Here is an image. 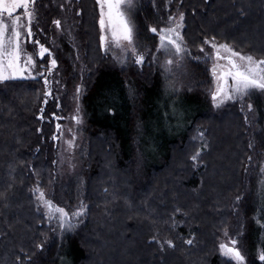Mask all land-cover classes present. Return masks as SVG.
<instances>
[{"label": "trees", "instance_id": "obj_1", "mask_svg": "<svg viewBox=\"0 0 264 264\" xmlns=\"http://www.w3.org/2000/svg\"><path fill=\"white\" fill-rule=\"evenodd\" d=\"M48 2H36L43 8V23L52 26L54 19L68 16L72 25L71 38L57 39L69 53L68 58L61 53L58 60L63 84L72 89L85 82L80 95L87 143L80 160L86 220L62 242H48L50 227L33 189L39 185L46 193L54 178L55 149L49 137L55 123L53 101L43 105L41 79L1 81L0 264H234L222 261L218 243L234 220L232 197L250 182L244 173L249 156L264 151L259 140L264 137V91L245 97L250 111L229 103L213 112L201 87L210 83L208 63L191 60L196 81L203 83L184 89L185 101H173L183 114L179 121L169 110L174 96L161 89L156 75L139 71L136 77L109 64L99 43L96 0H71L73 7L64 19L53 1L46 7ZM257 5L264 12V0H134L130 17L136 41L153 51L158 36L150 26L166 27L168 17L183 11L185 42L199 56L205 38L238 45L236 40L249 29L241 11ZM212 21L216 23L210 25ZM247 43L264 57V44ZM200 146H206L201 155ZM138 153L144 156L143 180ZM170 182L177 189L167 195ZM66 186L62 198L71 201L78 182L73 178ZM260 192L253 202L260 219L254 225L251 217L249 232L254 241L260 236L264 250V187ZM48 195L54 205L65 206ZM251 195L243 198V215ZM168 239L173 246L161 248ZM248 264L264 262L251 254Z\"/></svg>", "mask_w": 264, "mask_h": 264}, {"label": "rangeland", "instance_id": "obj_2", "mask_svg": "<svg viewBox=\"0 0 264 264\" xmlns=\"http://www.w3.org/2000/svg\"><path fill=\"white\" fill-rule=\"evenodd\" d=\"M51 4L53 1V5L58 8V14L60 17H63L67 15L66 11L69 9L71 10V7H73V4H71V0H50ZM37 0H34V9H35V16L32 21V30L33 35L32 37L26 36V25L27 20L26 18L23 19V24L25 25V28L22 29V35L20 37L21 46L24 49V52L26 54H31L35 60V75L33 77H24V78H16L17 80H34V79H41L43 82L44 87V77L46 76L50 81V88L52 89L51 95L45 97L44 93L46 91L45 87L43 91H39V94L41 96V101L43 105H47V102L50 104L53 101L54 111L55 115L54 117V129L53 132L50 134L51 143L54 147L55 151V161H54V175H53V182L51 185V188L49 191L46 192V198L48 199L49 195L52 194L55 195V197L58 198V201L60 203H65L64 208L67 211L75 212L77 208H79L81 205L84 206V211L78 215L72 218L73 227L68 228L65 227L64 229H61L59 226V223L57 219L55 218H49L45 215V207L40 204L37 200L38 193L33 192V196L35 198L37 208L41 213H43L46 223L50 227V236L48 239V242H62L65 240L70 234H74L78 228H80L85 220H86V213H87V206L83 202V193H82V186L84 182V174H83V166L82 162L80 160L81 152L84 149L86 143H87V136L85 133V121H84V105L81 101L82 96L80 95L81 89H83V81H80V84L76 85L72 89H66V85L63 84L64 80L62 79V76L59 74L60 72V66L58 65V60L61 53L65 55L66 58H68L69 53L68 50L64 51L63 45L61 43V40L57 41V39L62 35L64 38L73 36L71 34L72 25L68 22V19L66 16V20L60 19H54V20H60L61 21V27H56L55 24H53V21H51L52 26H48L44 22L43 18V8L41 6H38V3L36 5ZM98 13L99 12V4L96 0ZM51 4L48 2L46 4V7ZM70 6V7H69ZM246 8V7H245ZM243 9L241 12L243 13V16L246 18H242L243 21L248 22L249 29L247 30L245 28V34L242 35L243 38H238L236 41V44L230 43L228 41H221L215 39L216 43H227L231 47H233L236 51L241 52L244 55H252L255 58H264L262 56L256 55L250 48L249 43L246 45L245 42H252L255 43L254 45L256 47H260L261 44H264V12L260 13L258 5L257 8L254 7L253 9ZM263 8V7H260ZM127 10V9H126ZM247 10V11H245ZM264 11V10H263ZM180 12L183 11H175L171 16L176 17ZM245 12V13H244ZM237 13V11H236ZM131 14V10H130ZM258 15V19L254 21V18L256 15ZM14 15H19L23 17V9H18ZM254 15V17H253ZM242 16V15H241ZM6 23H11L9 20L8 14L4 13L3 16ZM253 18V19H252ZM251 19V20H250ZM254 21V22H253ZM175 21H169V17L167 19V25L166 27H170L172 23ZM258 22L257 26H252L253 23ZM216 21H212L211 24H215ZM98 26H99V18H98ZM241 28V27H240ZM135 29V27H134ZM183 28L180 29V31L183 34ZM247 30V31H246ZM99 32L101 34L100 26H99ZM11 33L9 32L8 35ZM99 34V37H100ZM157 35V34H156ZM66 36V37H65ZM133 37H135V30L133 33ZM245 40L247 41H244ZM209 39V38H208ZM211 40V39H209ZM35 41H39L40 43L44 44L46 48L49 49V52L45 54L44 57L39 56V44L35 43ZM158 41V40H157ZM100 43V40H99ZM107 47L101 48L105 56L107 57L109 64L113 65L114 67H120L124 68L125 70L128 69L127 72H132L136 77V73L139 71H143L145 75L149 73L150 76L156 75L161 81L163 86L161 89H168V93L170 95H173V100L170 105V111L173 110V114L176 115V118L180 121L182 117V113L179 108H176L174 106L173 101L175 102H183L185 101L183 98V91L184 89H191L190 87L193 85L196 81V77L194 76V72L191 71V60L195 61H206L208 63L207 70L208 75L210 78V83L208 84H202L203 81H198V83L201 82L202 88L207 90V97L209 100L208 106L213 112H219L222 108H224L229 103H236L240 106L241 110L248 109L250 111L249 105H247L245 101V97L248 95H253L258 93L261 90L254 89L249 94L243 96V97H237L235 100H228L225 101L224 104L220 105L219 107H216L212 103L211 98V92L215 88V80L212 75V66L216 62L214 52L211 49L210 44L203 45V51L198 55H193L190 53V49L185 43L186 52L184 53V58L182 61V64L179 67L173 66L172 70L168 73H165L162 64L166 60V55L162 51L157 50V45L153 51H151L150 48H148L145 45H139V43L134 38L135 46L137 47V50L145 55V61L142 64H137L135 62V58L131 52L130 46L128 45L127 41H122L123 45L125 47H128V52L125 54L121 47L117 46L115 42L112 41L110 33L108 34L107 38ZM241 43V45H240ZM158 44V43H157ZM101 47V46H100ZM245 47V48H243ZM256 49V48H255ZM201 50V47H200ZM257 50V49H256ZM154 56L156 57L154 59ZM207 56V57H206ZM55 58L57 60L56 67L52 70V72H47L46 69L51 67L49 64V61L51 59ZM221 64L225 63L224 61H220ZM157 73V74H156ZM195 79V80H194ZM200 79V78H199ZM8 80H15V79H8ZM1 82V81H0ZM194 82V83H193ZM79 89V91H77ZM183 89V90H182ZM133 92V91H132ZM188 93H190L188 91ZM46 101V102H45ZM45 103V104H44ZM52 105V104H51ZM59 105V107H57ZM174 108V109H173ZM259 115V114H258ZM73 116H79L80 121L77 123L75 120L72 119ZM252 117H256L255 115H252ZM259 117V116H258ZM257 117V119H259ZM150 118V117H149ZM263 119H259L258 122L261 124ZM178 121V123H179ZM60 124V129L58 130L56 125ZM224 129V128H223ZM220 131V130H219ZM139 139V136H137ZM195 137V136H193ZM192 137V138H193ZM73 140V146H69L67 143L68 140ZM194 140V138H193ZM259 140H262L264 143V137L260 136ZM214 141V140H213ZM254 141H257V139H254ZM258 145V142H256V147ZM260 146V145H258ZM206 150V146H200L197 149V154L201 155L203 151ZM264 150V147H263ZM187 153L190 151L188 148L186 149ZM190 155H195L192 153H189ZM138 169L141 174L142 180H143V158L144 156L138 153ZM249 162L246 165V169L244 173H246V179L250 177V182L244 191L238 195L240 197L239 200L236 199L237 196H233V204L232 209L234 212V220L228 225L226 229H224V235L220 239L218 243V252L220 254V258H222L223 262L224 260H230V258H226L223 256L219 249L220 243H230L231 239L237 240V246L240 248L242 254L245 256V262L244 264H248V257L253 254L255 257L259 260V253L263 250L262 244L260 243V236H258V240L254 241L252 240L251 233L249 232L250 224H251V217L253 218V224L256 225V220L260 219V211L257 209V207L253 204L255 198L257 200L260 199V194L264 187V151L260 153L254 152V154L249 156ZM180 170L183 169V164L179 167ZM73 178L76 179L78 182V186H76V193L72 195L71 201H67L68 199L64 200L62 198V195L67 191L68 187L66 186L67 183L73 182ZM162 183V182H161ZM174 184L172 182L168 183V188L165 191V194L172 195L174 193V190L177 189L176 186L172 189ZM80 186V189H78ZM255 191V192H254ZM249 193L253 194L252 200L248 202L249 207L254 208V210L249 211V207H247L248 211L246 210L245 215L242 214V207L244 206V199L247 198ZM260 193V194H259ZM67 198V197H66ZM69 202V203H68ZM64 205V204H63ZM63 207V206H61ZM256 207V208H255ZM245 216V217H243ZM264 225V223H261ZM225 233L228 235L226 236ZM234 263V262H233Z\"/></svg>", "mask_w": 264, "mask_h": 264}, {"label": "snow or ice", "instance_id": "obj_3", "mask_svg": "<svg viewBox=\"0 0 264 264\" xmlns=\"http://www.w3.org/2000/svg\"><path fill=\"white\" fill-rule=\"evenodd\" d=\"M99 4V26L101 34L99 37L101 48L107 47V38L110 33L111 39L121 47L123 52L127 54L128 47H125L122 41H127L131 52L137 64L145 61V55L137 50L134 43V23L130 17V10L134 7V0H97ZM23 9V17L14 15L18 9ZM127 9V10H126ZM8 14L11 23H6L3 16ZM35 16L34 0H0V81L8 79L33 77L35 75V60L31 54H26L21 46L20 37L22 29L25 28L23 19L26 18V36L32 37V21ZM169 21H175L170 27L150 26V31L158 36L157 50L162 51L166 55V60L162 67L165 73L172 70L173 66L179 67L182 64L185 48L184 35L180 31L184 27V13L180 12L176 17H169ZM56 27H61L60 20H54ZM11 33L8 35V33ZM39 56L44 57L49 49L39 41ZM205 44H210L214 52L216 62L212 66V75L215 80V88L211 92L212 103L219 107L225 101L235 100L238 96L243 97L252 90L258 89L264 91V58H255L252 55H244L236 51L227 43H216L215 38H205ZM203 51V46H201ZM156 57L154 56V59ZM225 63L221 64L220 61ZM51 67L47 68V72L57 65L55 58L49 61ZM50 81L44 77V87L46 89L44 96L51 95ZM79 91V89H77ZM46 102V101H45ZM59 107V105H57ZM252 105L249 104V108ZM43 112V109H41ZM55 115V114H53ZM43 118V116H41ZM73 120L77 123L80 121L79 116H73ZM60 129V124L56 125ZM201 135H203L201 133ZM69 146H73V140H68ZM251 147V144L249 145ZM193 160L197 159V155L192 156ZM250 159V158H249ZM34 193H38L37 200L42 204L46 211L45 215L49 218L57 219L61 229L65 227H73L72 218L80 215L84 211L81 205L76 211H67L64 207L54 205L53 201L46 198L43 188L37 185L33 189ZM240 199L239 196L236 197ZM177 212L180 209H176ZM227 236L228 234L225 233ZM152 239H155L153 237ZM173 240L168 239L160 244L161 248L167 244L173 246ZM187 243L193 241L189 239ZM42 247V245H37ZM219 249L224 257L230 258L234 264H244L245 256L237 246V240L231 239L230 243H220ZM259 260L264 262V250L259 253Z\"/></svg>", "mask_w": 264, "mask_h": 264}]
</instances>
